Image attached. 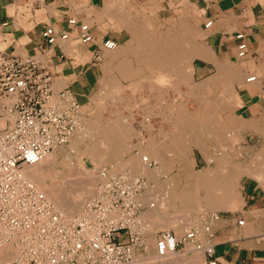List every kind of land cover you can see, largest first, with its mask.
<instances>
[{
    "label": "crops",
    "instance_id": "obj_1",
    "mask_svg": "<svg viewBox=\"0 0 264 264\" xmlns=\"http://www.w3.org/2000/svg\"><path fill=\"white\" fill-rule=\"evenodd\" d=\"M149 1L139 0L141 3ZM154 1H160L165 6L174 5V0ZM28 3L31 7L30 17L25 19L24 13L16 17L17 9ZM185 3L197 19L199 27H203V31L202 28H192L198 33L203 32L200 47L208 55V58L199 59L192 65L191 79L202 81L210 78V89L213 95L218 96L210 102L219 106L213 107L212 112L221 117L219 127H213V130H217L208 134L218 138H202L200 141L203 144L190 146L189 158L192 163L186 167L187 170L182 169L180 175H174L172 179L175 184L183 188L187 185L184 189H190L193 184L191 172L208 169L214 177L209 179L211 185L218 183L220 194L232 191L240 204L232 210H207L195 218L189 209L182 210L179 205H175L174 218L188 223L168 229L178 239L192 227L207 222L210 215L217 216L208 223L210 236L203 235L197 241L201 245L211 246V257L203 251H194L188 245L179 246L178 252L173 254L186 255L183 263L166 261L169 256L165 259L155 257L152 239L159 230L151 232L150 236L144 232L147 250L138 256L142 259L156 258L159 260L156 264H207L211 259L214 264H264V0H185ZM108 7H116L113 0H0V51L22 56L40 50L45 67L51 75L53 90H67L78 104L84 102L90 93L99 89V81L104 74L102 61L91 64L94 47L104 39L117 42L119 32L97 23L100 21V11ZM81 9H88L87 12L91 13L89 19ZM77 17L86 18L88 24L93 21L90 42L74 45L72 40H68L48 47L39 39V33L49 24L58 25L72 36L73 29L66 21ZM207 22L209 25L204 27ZM29 24L31 26L27 27ZM181 24L191 28L185 22ZM239 32H243L246 46L242 57L236 56L237 40L234 35ZM248 77L254 79L247 81ZM227 105H230L231 118L237 124L231 130L223 125L229 119ZM181 130L174 129V139L188 142L194 140V131ZM229 136L232 137L230 143L234 142L232 145L229 144ZM176 153L174 149V163L171 167L181 168V164L176 161ZM161 155L164 159L168 157L165 153ZM126 157L123 156L124 159ZM166 179L162 176L160 181ZM217 179L220 180L217 182ZM230 179L232 182L228 181ZM207 184L210 185V181ZM238 221L241 224H237ZM148 238H152V245L147 243V240L150 241ZM141 264L153 263L144 261Z\"/></svg>",
    "mask_w": 264,
    "mask_h": 264
},
{
    "label": "built area",
    "instance_id": "obj_2",
    "mask_svg": "<svg viewBox=\"0 0 264 264\" xmlns=\"http://www.w3.org/2000/svg\"><path fill=\"white\" fill-rule=\"evenodd\" d=\"M66 24L73 29L72 36L49 24L39 39L48 47L68 40L91 41V24L75 18ZM243 35H234L237 57L246 52ZM115 47L114 40H102L91 53V64L101 62L104 53ZM80 126L78 102L67 90H53L40 50L22 56L0 51V247L7 245L16 252L4 264H131L147 250L144 228L137 220L146 206L152 207L137 200L145 187L143 177L127 171L111 174L103 168L94 196L79 215L66 218L22 175L25 167L36 164L53 148L68 144ZM154 165L148 161L149 168ZM216 218L210 215L207 222L179 239L170 231H157L155 257L166 258L183 245L211 257V246L197 241L210 236L208 223Z\"/></svg>",
    "mask_w": 264,
    "mask_h": 264
},
{
    "label": "rangeland",
    "instance_id": "obj_3",
    "mask_svg": "<svg viewBox=\"0 0 264 264\" xmlns=\"http://www.w3.org/2000/svg\"><path fill=\"white\" fill-rule=\"evenodd\" d=\"M113 1L116 7L114 9L112 7H108L109 9H104L103 11H100V21L97 22L95 19L94 20L98 23V25H103L104 27L106 26L107 28H110V29L115 30L116 32H119L117 42H116V47L119 50H121L124 55L126 54L128 55L132 49L136 51L137 53L147 52L152 62L154 61L159 62L163 60L167 54L172 53L175 55V60L177 62L179 61L181 70H179L178 74L175 73V77L169 78L170 81L168 82L170 83V85L173 83V85L170 87L166 86V85H169V83L166 81H165L166 83L164 82L165 86L162 85L161 87V85H159L156 81L150 80L149 82L146 80H140L139 78L141 74H144V73L146 74L150 72H148V70H146L143 65L141 66V64L139 63L135 64L134 61L129 63L130 64L129 68H131L133 73L137 74V76L134 75L130 78H121L119 76V73L116 72L115 69L111 70L109 75L114 79L116 77V80L119 81V82L117 81L118 84H121L119 86L115 83V81H111L110 79L109 81L106 78V75L103 74V78H101V80L99 81L100 83L99 89L95 91L94 93H90V95L87 96L88 99L86 98L84 102H79V110L81 113V129L82 128L84 129V127H86V120L94 116H98V120L100 121V122L98 121L99 123L106 124V122L108 121V122H113L114 125L119 124L116 126H120L121 128H124V130L130 129L128 133L131 134L130 135L131 139L129 140L127 138V141H126L127 144L129 143L130 145L128 148V154L122 155L120 153L121 154L119 155L120 158L118 157L116 159V162L113 161L110 163L109 161L105 162V160H103L100 156H97V154L90 156V147L92 146V143L89 141H85V143L78 145L79 148L76 147L77 149L76 148L70 149L68 145L69 143L64 146L55 147L53 148V150L49 152V153H52L53 151H55L57 155L55 158V163H54L55 164L54 170L56 171V174H57V177H56L57 180L56 179L55 180L58 181L59 179L63 178L64 175H66L64 173H68V171L76 170L77 173L76 172L75 173L72 172V173L76 175L75 177L77 176L80 177V179L78 177L76 179L75 177L73 178L74 175L72 176V174H71V178L76 180L78 183L82 181L81 184H83V183H86V181L89 182L88 180L93 181L90 179L93 176H94L93 178L96 180L97 174H99V177H100V171L103 168L109 169L108 172L111 174H116V173L121 174V173H124V171H127L130 176L132 175L133 177H135L136 175L138 177L141 171L138 170L139 168H135L134 166H131L132 164L130 161V160H133L131 157L135 156L136 163L140 165L141 167L144 164H148L149 160H152L155 163V165L152 166L151 168L158 166L157 164L159 162L161 165L165 166L164 174H161L157 178L158 183L159 185H161L162 189L167 187L171 189L172 191H174L175 195H178V196L197 195L196 191H194L196 189L195 185L197 184L196 179L197 178L199 179V180L197 179V182L199 183L203 175L210 170L207 169L206 171L191 172V176L193 178V184L191 185L190 189H184L185 187L187 188V185H184V188H183L179 186L178 184H175L172 177H174V175H180V173L182 172V169L187 170L186 167L189 166L190 163H192V161L189 158L190 146L197 147L198 144L199 145L202 144L200 139L206 138V136H204L205 134L203 135V133L198 128H195L194 125L186 121L184 118H181V120L179 119L178 121V123H180L181 125L177 124V122L175 123L176 125H174L173 121H174L175 115L174 113L171 112V107H172L171 103H176L177 105L181 107L184 106L188 108V110L190 111H194L199 108H201L202 110V107H205L206 109L204 108L203 109L207 111L208 115L210 114V112H212L213 107L215 106L216 108L218 107L216 103L214 105V103L210 102L218 98V96L213 95V91L212 89H210V85H211L210 78L204 79L205 81L204 80L201 81L200 79H191L192 65L196 63L199 59L202 60V59L208 58V55L205 52V50L202 47H200L202 45L200 43V40H202L203 32L199 31L202 34L198 33L196 29L192 28V27H195L199 30H201L202 28V31H203V27L201 28L199 27L197 19L191 13L190 9L187 7V3H185V0H174V5L169 4V6H165L164 4H160V1H154V0H150L149 3H141L139 2V0H113ZM29 8H31L29 6V3L28 5L24 4L20 6L17 9L16 17H18L20 13H24L23 15L24 18L25 19L29 18L30 17ZM81 10L86 15V18H88L91 15V13L87 12L88 9H81ZM36 15H38V12H36ZM76 19L79 22H85L84 18L77 17ZM92 22L93 21L91 20L90 24ZM182 22L187 23L188 25L191 26V28H188L185 25L181 24ZM29 26H31V24H29L27 27ZM73 44L76 45V43L74 42ZM180 51L183 52L182 53L183 55L180 53ZM106 53L107 52H105L103 55L104 57L102 59L101 66H103L104 62L107 60ZM164 53L166 55H164ZM201 57H204V58H201ZM132 67L135 69H133ZM137 67L143 72L139 71ZM136 70L138 71L136 72ZM181 76H182V79H181ZM136 78L139 79V82ZM179 80L181 81L183 80V81L180 82ZM148 82L149 84L154 85L153 88L151 87V89H149L150 86ZM155 83H157L158 86ZM115 84L117 86H115ZM147 85L149 87L146 88ZM174 85H175V89L173 88ZM187 86H189L190 89L193 86L192 91ZM188 92L190 93L188 94ZM194 92L196 93L195 96H194L195 94ZM191 93L193 94L191 95ZM198 94L200 96H198ZM190 96L193 98H191ZM197 98H198V102L196 101ZM98 100L99 101L101 100V102H99ZM162 100H164L165 102ZM98 103L100 104L98 105ZM166 104H168L169 106ZM100 105H102L103 107ZM100 107L103 109L99 110ZM228 107L230 111H232L230 108V105H228ZM97 109L99 110V113ZM230 111H228L229 123H235L234 121H232L234 119L231 118ZM148 118H149V123H150L151 128L147 131L144 125L145 123H147L145 119L147 120ZM215 120L217 124L220 123L219 117L216 116ZM120 123H122L124 126L121 125ZM125 127L126 128L129 127V128L125 129ZM175 128L180 129V130L181 129H191V131H194L195 133L194 140L188 142V141L176 140V138L174 139V133H171V132ZM167 130H170V131H167ZM160 131H162L163 133L165 131L166 133L164 134L165 135L167 134V136L165 137V135L159 134ZM162 136H164V138ZM230 137L231 136H229V140L231 139ZM133 139H135V141L132 143ZM148 139H151L152 142H154L155 144L163 143L164 147L167 146V148L162 149L159 152L158 156L156 157V159H158L159 162L154 160V158L148 159L147 156L142 157L143 155L142 151H140V149H138V147L136 146L138 141L139 142L144 141V143H146ZM229 144H230V141H229ZM232 144H234V142ZM178 148L180 150L179 152L176 153L175 158H177L176 161L179 164H181V168L180 167L174 168V167H171L172 163H174V149L175 151L176 150L178 151ZM162 153H165L168 157H166V159L162 158V155H161ZM124 155L127 156L126 158L130 163H128L127 160L125 161L123 160ZM74 157H76V159L78 160H75ZM146 157L147 159L143 163L142 158H146ZM122 160L123 162H126L128 165L130 164L129 168H127L128 165L126 163H120L122 162ZM209 160L211 159L209 158ZM119 163L123 164L121 166H123L124 168L120 167ZM51 171H50L51 174L55 173L54 171L53 172ZM162 176L167 177V179L164 182L160 181V178ZM141 177H143V175ZM97 180L99 181L96 182V185H95V182L93 183L95 191H97L98 183L100 182V179H97ZM28 181L30 182L29 179ZM144 181L146 183L147 178H144ZM31 183L33 182L31 181ZM90 184L92 185V183ZM33 185L35 186V184ZM147 187H148V184H145L144 190L147 189ZM94 189L91 191L92 193L91 197H93V195L96 193ZM141 194L142 193H140V195ZM233 196H234L233 199L235 202L236 201L240 202V200L236 197V194H234ZM141 200H143V204L148 205L150 203L149 201L143 199V195L141 197ZM141 200L140 202H142ZM88 201L90 200H87L86 202L88 203ZM87 203H83L82 205L84 206ZM174 204L179 205L178 207L180 208L183 207L184 210L189 209L193 213V217L195 218L196 216H198L199 213L205 212L206 210L212 211V212L217 211V210H232V209L238 208V205L240 203H235V205L237 206H234V208L233 207L231 208V205L228 204L229 205L228 208L225 206V207L217 208V209L211 208L208 204L198 199H194L192 201H189V200L182 201L181 200V203H180V200L175 199ZM174 204L173 206L167 207L164 211H161L162 213L160 215L162 216V214L164 213L166 217H171L172 219H175L176 223L171 224L172 226L151 227L149 229V226L147 227L146 224H144L147 221H143L144 218L142 217V215H140V214H143L145 210L138 214V219H137L138 223H140V226L144 228V231L146 234H147V229L151 230L153 228L151 231L152 233H154L156 230H167L168 231V229H171V228L174 229L175 226L182 227L183 225L187 224V223L184 224L185 222L183 221H180V222L178 220L176 221L177 218H174V208H175ZM139 215L143 219H140ZM196 221H198L197 218H196ZM174 256L175 258L169 257L170 259L169 258L165 259L164 257V259L166 261L173 260V261H177L180 263H183V261L186 259V255H174ZM148 259H142V257L137 256L136 260H138V262H136L135 264H141V263H144V261H149L150 263L156 264L159 261L156 258H153V259L148 258Z\"/></svg>",
    "mask_w": 264,
    "mask_h": 264
},
{
    "label": "bare ground",
    "instance_id": "obj_4",
    "mask_svg": "<svg viewBox=\"0 0 264 264\" xmlns=\"http://www.w3.org/2000/svg\"><path fill=\"white\" fill-rule=\"evenodd\" d=\"M135 52L136 51H134L132 49L131 52L128 55L126 54L127 55L126 56L117 47H115L112 51L107 52L106 53V59L107 60L104 62L103 66H102L103 67L104 74L106 75V78L108 80L110 79L111 81H115V83L119 86L121 84H118L119 81L116 80V77L114 79V78H112L109 75L112 69H115L116 72L119 73V76L121 78H130V77H132L134 75L137 76V74H134L133 71H132V69L129 68L130 67L129 66L130 65L129 63H131L132 61H134L135 64L136 63H139V64H141V66L143 65L145 67V69L148 70V72H150V73H146V74L145 73L144 74H141L140 75V78L138 77L140 80H146V81H149V82H150V80L156 81L162 87V85L165 86V83L168 82V81H170L169 78L175 77V73L178 74L179 70H181L180 65H179V61L177 62L175 60V55L172 54V53H169L167 55L164 53V55H166V57L162 54L165 57L163 60H161L159 62H156V61L153 60L154 62H152V60L150 59V56H149V54L147 52H142V53H137V52L135 53ZM180 53L182 54L183 52L180 51ZM194 56H195V54H194ZM201 58H204V57H201ZM131 66H132V64H131ZM133 69H135V68H133ZM137 71L138 70H136V72ZM139 71L143 72L140 69H139ZM112 76H114V75H112ZM117 78H118V76H117ZM178 78H179V76H178ZM139 79H137L138 82H139ZM181 79H182V76H181ZM179 81L182 82L183 80L182 81L179 80ZM149 82H148V84H149ZM157 83H155V84L157 85ZM116 84H115V86H117ZM172 85H173V83L171 85L169 83V85H166V86L170 87ZM149 86L147 85L146 88L149 87V89H151V87L153 88L154 85L153 84H149ZM187 87L190 89L189 86H187ZM173 88L175 89V85H174ZM192 88H193V86H192ZM192 88L190 89L191 91H192ZM158 89H159V87H158ZM230 91H231V89H230ZM190 92H188V94ZM192 94L193 93H191V95ZM161 95H162V93H161ZM195 95H196V93L194 94V96ZM198 96H200V95L198 94ZM191 98H193V97H191ZM162 101H164V100H162ZM196 101L198 102V98H197ZM99 102H101V100ZM93 103H95V102H93ZM226 103H227V101H226ZM99 104L100 103H98V105ZM175 104L176 103H171L172 107L170 106L171 107V112L174 113V115H175L174 116V121H173L174 125H176L175 124L176 122H177V124H180V123H178L179 119L181 120V118H184L186 121H188L189 123H191L192 125H194L195 128H198L203 133V135L205 134L204 136H206V138H209V139L212 138L214 140L216 138H218V136H216V138H215V137H213L214 135L213 136H209L208 134H211V132H214L215 130H217V129H214L213 130V127H215V128L216 127H219L220 123L217 124L215 122L216 121L215 120V117L216 116L219 117V115H216L213 112H210V114H209L210 116H209L207 114V111L204 110V109H206L205 107H202V110H201V108H199L197 110L190 111V110H188V108H186L184 106L181 107V106H179L177 104L175 105ZM166 105H168V104H166ZM100 106H102V105H100ZM100 108H99V110H102L103 109V108H101V109ZM99 110H98V113H99ZM228 111H230L229 107H228ZM206 116H208V117H206ZM98 121H99L98 120V116H94L92 118H88L86 120V127H84V129L83 128L81 129V126H80V128L75 132L74 136L69 140V142H68L69 143L68 144L69 145V148L70 149H75L76 147H78V145H81V144L85 143V141H89V142L92 143V146L90 147V156L97 154V156H100L103 160H105V162L106 161H109L110 163L113 162V161L116 162V159L119 157V155H121V154L122 155L123 154H128V148H129L130 145H129V143L127 144L126 141H127V138L129 140L131 139V136H130L131 134L128 133V131L130 129H128L129 127L128 128L125 127V129H128V130H124V128H121L120 126H116V125H119V124H115L114 125L113 122H108L107 121L108 123L106 122V124H103V123H99L100 121L99 122ZM145 121L147 123H145L144 127H146L145 129L148 131L151 128L150 123H149V118L147 120L145 119ZM232 121H234L235 123H229V120L226 121V125L223 123V125L225 126L226 129L231 130L232 128H235L237 126L236 120L234 119ZM130 122H132V121H130ZM120 124L123 125L122 123H120ZM224 126H222V128ZM87 131H89V132H87ZM173 131L171 133H174ZM164 133H166V132L164 131ZM164 133L162 131H160L159 134L165 135ZM123 136H125V137H123ZM166 136H167V134L165 135V137ZM162 137L164 138V136H162ZM230 138H232V137H230ZM136 146L138 147V149H140V151H142V153H143L142 157L147 156L148 159L154 158V160H156L157 162H159L158 159H156V157L158 156L159 152L162 149L167 148V146L164 147L163 143H159V144L156 143L155 144L154 142H152L151 139H148L146 143H144V141H142V142L141 141L140 142L138 141V143H137ZM198 146H199V144H198ZM179 150L180 149L178 148V151L176 150V152H179ZM203 151H205V150L203 149ZM48 154H46L44 157H42L36 164L31 165V166H28V167H25L24 170H22V175L25 176L27 178V180L29 179L30 182L32 181L33 182L32 184H35L34 187L37 190H39V192H41L44 195V197L51 204V206H52V208H53V210L55 212L59 213L60 215L66 217V218L76 217L77 215L80 214L81 210L85 206V205L83 206L82 204L83 203H87L86 201L87 200H90L92 198L91 197V194H92L91 191L94 189V186H93L94 184L93 183L95 182V185H96V182L99 181V180H97V179H100L99 174H97V176H96V178H97L96 180L97 181L93 178L94 177L93 176L92 178H90L93 181L88 180L89 182L86 181V183L81 184L82 181L78 183L76 180L73 179L76 175H74L72 172H74V173L76 172L77 173V171L76 170L75 171H68V173H64L66 175H64V177L61 178L62 180L59 179L60 181L59 180L56 181L57 180V178H56L57 177V174H56V171L54 170V166H55L54 163H55V158H56L57 155H56L55 151H53L52 153H48ZM130 156H132V155H130ZM147 157L145 159H147ZM74 158H75V160H78V159H76V157H74ZM131 158L133 159V160H130V158H129V160L131 161V164H132L131 166H134L135 168H139L138 170L141 171L140 172V175L142 174L143 175V178H147V182L145 184H148V187H147V189H145L142 192L141 195L140 194L138 195L137 200L140 201L141 200V197L143 195V199L149 201L152 204V207L146 206L145 212L143 214H140V215H142V217L144 219L141 218V216L139 215L140 216V219H143V221H147L144 224H146L147 227L149 226V229L151 227L172 226L171 224L176 223L175 222V219H172L171 217H166L164 215V213L162 214L163 217L160 216L161 213H162L161 211H164L169 206H173V204L175 203V199L180 200V203H181V200L182 201H184V200L185 201H188V200L189 201H192L194 199L202 200L203 202H205L206 204H208L213 209L214 208H216V209L217 208H222V207H225V206L228 208V206H229L228 204L231 205V208L232 207L234 208V206H237V205H235V203H240V202H237V201L235 202L234 201V199H233L234 198V196H233L234 193H232V191L229 190L226 193H223L224 192L223 191L220 194L219 191H218V190H220L219 184L217 183L218 184L217 185L216 183H214L216 185H214V186L211 185V180H209V179H211L210 177L214 178L212 176V172L211 171H208L207 173H205L199 183L197 182V179L198 178L196 179V183L197 184L195 185V188L196 189L194 191H196V194L197 195L178 196V195H175V192L174 191H172L171 189H169L167 187H165L167 189H165V188L162 189L161 185H159V183H158V179H157L158 176H160L161 174H164V171H165V166L164 165H161L160 162H159L157 164L158 166H156L154 168H149L148 167V164H144L141 167L140 165H138L136 163L135 156H132ZM218 158L220 159L221 157L219 156ZM123 160L125 161V160H127V158L126 159H123ZM123 160L120 163H126V162H123ZM118 161H119V159H118ZM127 162L130 163L128 160H127ZM120 163H119L120 167L124 168L123 166H121L123 164H120ZM129 165H128L127 168H129ZM47 170H48V172H47ZM50 171L51 172L54 171L55 173L51 174ZM135 171H136V169H135ZM80 173H81V171H80ZM133 173H134V171H133ZM71 174H72V176L74 175L73 178H71ZM217 176H218V174H217ZM230 176H232V175H230ZM77 177H75V179ZM135 177H137V176L135 175ZM78 178L80 179V177H78ZM79 179H78V181H79ZM84 179H85V177H84ZM218 180H220V179H217V182H218ZM231 180L232 179H230L228 181L230 182ZM209 181H210V185L207 184ZM212 181H214V179H212ZM90 183H92V185ZM95 188H96V186H95ZM94 191H95V189H94ZM141 201H142L141 203H143V200H141ZM144 205H146V204H144ZM137 219H138V217H137ZM177 220L178 219H176V221ZM184 224H186V222ZM151 230H148L147 229V234L149 236H150V233L152 232ZM148 239H150V238H148ZM151 239H150V241L147 240L148 241L147 243H149V244L152 245ZM15 254H16L15 250L13 248H11L10 246H7V245L1 246L0 247V264H4V263L10 261L15 256ZM172 256H174V255L173 254L172 255H169V257H172ZM136 262H138V260H135L131 264H135Z\"/></svg>",
    "mask_w": 264,
    "mask_h": 264
}]
</instances>
